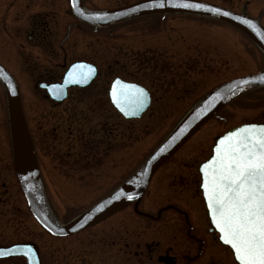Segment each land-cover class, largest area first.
I'll return each instance as SVG.
<instances>
[{
    "label": "rangeland",
    "instance_id": "obj_1",
    "mask_svg": "<svg viewBox=\"0 0 264 264\" xmlns=\"http://www.w3.org/2000/svg\"><path fill=\"white\" fill-rule=\"evenodd\" d=\"M137 1L83 0L85 6L99 9ZM12 2L0 0V64L17 79L25 116L32 122L29 126L34 125L46 147L44 158L52 160L51 165L46 161L39 169L47 201L60 224L80 216L124 185L207 94L264 69L263 52L243 32L222 21L160 14L96 29L75 20L68 0H25L33 3L30 15H50L58 43L68 37L69 26L77 24L79 28L72 27L66 46L77 48L76 57L91 56L102 66L95 88L76 91L64 106L52 108L34 82L28 77L25 80L15 68L16 59L9 56L13 48L26 55L32 45L23 37L13 48L8 46L10 34L3 29V8ZM17 25L13 23L14 31ZM116 77L139 83L152 93L151 108L141 120L124 121L105 101ZM101 86L105 89L99 92ZM66 117L71 121L65 122ZM56 119L62 125V140L71 135L68 126L74 130L75 125H86L81 151L65 155L66 159L62 156L61 165L59 156L48 153L50 125ZM36 123L42 124V133ZM246 123H264V88L245 93L225 106L161 169L137 205L138 211L152 217L138 215L133 205L77 236L56 239L28 212L15 166L7 94L0 84V246L34 243L42 264H163L157 258L170 248L177 264H236L231 252L210 233L201 194L197 196L192 187L189 193H185L186 188L182 192L180 178H187L192 185V179H198V165L211 155L214 140ZM161 212L162 218L154 220ZM189 233L204 242L195 241ZM0 264L26 262L14 259Z\"/></svg>",
    "mask_w": 264,
    "mask_h": 264
},
{
    "label": "water",
    "instance_id": "obj_2",
    "mask_svg": "<svg viewBox=\"0 0 264 264\" xmlns=\"http://www.w3.org/2000/svg\"><path fill=\"white\" fill-rule=\"evenodd\" d=\"M151 0H141L136 3L126 5L124 7H120L112 10H104V11H92L88 10L83 5V0H80V9L83 10V14H81L80 9L73 7L72 0H69L70 10L73 15L80 20L81 22L90 24V25H100L107 26L113 23H118L122 21H126L129 19H133L140 16L152 15V14H184V15H193L200 17H207L211 19L220 20L222 22L228 23L243 33H245L264 53V40L260 38V35L257 34V31L253 30L249 25L243 23L244 19L252 21L258 29L264 32V27L257 21L245 15H241L230 11L228 9L222 8L220 6L201 2L197 0H191V2L201 3L207 5L211 8H219L221 9V14H217L214 12H210L203 9H185L182 7H174L171 4H167L163 8H147L141 7V5L149 4ZM177 2H182V0H177ZM223 12H229L232 15L226 16L223 15ZM97 16L103 17V19H98ZM88 17H92L89 19ZM240 17L242 19H237ZM80 67H77V66ZM91 66L93 72L90 78L85 83H75L70 78L69 74L72 73L73 76H76L79 72L88 73L89 68ZM260 76H264V69L259 71L254 75L245 76L242 78L234 79L217 89L213 90L209 93L205 98H203L180 122V124L176 127V129L170 134V136L165 140V142L160 146V148L152 155V157L147 161V163L122 187L112 193L110 196L84 212L82 215L73 219L72 221L60 224L55 216L53 215L49 203L47 201V197L44 191V186L41 178V173L39 169V165L37 162V157L35 153L34 143L29 131V127L25 118L22 99L18 84L13 77V75L6 70L2 65H0V84L4 87L7 99H8V108H9V117H10V127H11V135H12V144H13V153L14 160L16 165L17 176L19 179L20 187L24 194V198L27 204V207L37 222V224L50 236L57 238H67L74 236L78 233L88 230L99 223L111 218L117 213L123 211L128 208L132 204H138L147 189L149 188L153 178L157 174V172L167 163L169 162L220 110H222L227 104L231 101L239 97L245 92L264 88V83L259 82L257 79ZM97 77V68L88 63H74L69 67L65 75L63 76V81L61 84L52 85L47 87L48 92L52 99L56 101H62L67 97V91L70 88H85L89 86ZM117 80H121L126 84L138 85L140 87L145 88L142 85L127 82L121 78H116L110 87L109 90V100L112 103L113 107L117 110V112L126 120H140L144 114L149 110L152 104V95L148 89H146L150 95V102L148 106L138 115V116H126L124 112L117 107L115 102L112 99V89ZM242 80H251L253 83L250 85L242 86L244 88L243 91L240 89H235L236 94L232 95L227 91L230 87L234 88L237 83ZM61 87L63 88V93L60 92ZM54 92L56 94H54ZM213 96H217V99L214 105L200 114L199 118L193 119L196 113L204 108L208 102L212 99ZM248 124H263V123H248ZM185 125H188L185 128ZM247 124H242L237 127H234L224 134L218 136L214 140V145L212 147L211 156L204 162H202L198 171L200 174V191L202 193L203 202L206 208L207 216L210 221L211 229L210 231L213 233L215 239L225 248L229 249L234 261L239 264V261L236 260L234 250L231 246L224 243V241L220 238V233L218 229L215 227V224L212 221L211 212L208 208L207 198L204 194L203 188V172L202 166L207 163L214 155V150L219 140L225 136L228 132L234 131L240 127H243ZM181 129H184L181 132ZM175 137V139H173ZM163 149V151H162ZM123 192L125 194L134 195V199H127L126 195H122L119 199H116L115 196L117 193ZM30 245L35 252L33 255L36 257V260L33 261L31 256H25L20 252H16L13 255L7 257H0L1 260L8 259H25L27 264H42L40 253L38 247L34 243H23V244H15L8 247H0L3 249L16 248L17 246H26ZM158 262L163 264H177V259L175 257H171L170 255L160 256L158 258Z\"/></svg>",
    "mask_w": 264,
    "mask_h": 264
},
{
    "label": "snow or ice",
    "instance_id": "obj_3",
    "mask_svg": "<svg viewBox=\"0 0 264 264\" xmlns=\"http://www.w3.org/2000/svg\"><path fill=\"white\" fill-rule=\"evenodd\" d=\"M72 2L74 8L80 9V0ZM166 3L174 7L203 9L221 14L219 8H211L191 0H151L149 4L141 7L163 8ZM80 11L83 14V10ZM222 14L232 15L229 12ZM97 18L103 19L101 16ZM243 23L257 31L264 40V32L252 21L244 19ZM88 68V73L79 72L76 76L70 73L69 76L75 83H85L93 72L91 66ZM257 79L264 83V76ZM251 83V80H242L227 91L235 95V89L243 91L242 86ZM60 92L63 93L62 87ZM112 99L126 116H138L148 106L150 95L143 87L117 80L112 89ZM216 99L217 96H213L193 119L199 118L201 113L209 110ZM187 127L188 125H185V128ZM183 131L184 129H181V132ZM202 172L204 194L212 221L221 234L220 238L234 250L239 264H264V124H247L228 132L219 140L213 157L202 166ZM122 195H126L130 200L135 198L134 195L123 192L117 193L115 198L119 199ZM16 252L36 260L33 255L35 250L30 245L0 248V257H7Z\"/></svg>",
    "mask_w": 264,
    "mask_h": 264
},
{
    "label": "flooded vegetation",
    "instance_id": "obj_4",
    "mask_svg": "<svg viewBox=\"0 0 264 264\" xmlns=\"http://www.w3.org/2000/svg\"><path fill=\"white\" fill-rule=\"evenodd\" d=\"M13 1L14 2L5 5L3 8V29L6 30V32H7L6 34H10L9 35L10 39L7 40V42H10L8 46H11L12 48H13V45L16 44L17 41H22L23 37H25L26 40H28L30 43H32L31 49L27 52L26 55L23 54V52H22L23 50H20V49L17 50L16 48H13V51H9V56L11 57V59L13 61H14V59H16L17 65L15 68H17L18 72L25 78V80L28 81V79H30V82L31 81L34 82L35 89L39 90V92L43 96L44 100L46 102H48L52 106V108H60V107L64 106L68 101H70L72 94L76 91H88L90 89L95 88V84L97 83V81L99 80V78L102 74L101 63H99L97 59H93L91 56H86L83 58L76 57L75 55H77V48L76 47L71 48L70 46H66V43L68 42L67 39L69 38V33H70L72 27L79 28V26L77 24H71L68 28V37L61 40V42L58 43V38H57L55 32H53L51 30V27H50L51 25L49 22V17H50L49 14H47L45 12H43V13L38 12V13H34V14L30 15V12H31L30 9L32 8L33 3L25 2V0H13ZM197 1L214 4V5L220 6L222 8L228 9L230 11H233L235 13L245 15L247 17L254 19V20H257L264 27V0H197ZM133 3H135V2H133ZM133 3H130V4H133ZM68 4H69V0H68ZM130 4H127V5H130ZM83 5H84V2H83ZM124 6H126V5H124ZM124 6H121V7H124ZM38 7L39 6L37 5V9H38ZM85 7L88 10H92V11H104V10H112V9L120 8V7H114V8H101V9H99V8H89L87 6H85ZM69 9H70V5H69ZM70 13L73 15L71 10H70ZM73 17L75 18V20L80 25L83 24V26L92 27V28H96V29H108L112 25L116 24V23H113V24L107 25V26L90 25V24L81 22L74 15H73ZM13 23L18 24L17 25V31L16 30L14 31ZM29 57L32 60H29ZM74 63H88V64L93 65L94 67L97 68V77L89 86H87L85 88L75 87V88L68 89L67 97L62 101H56V100L52 99L49 92H48L47 87L52 86V85L61 84L63 81V76L65 75V73L67 72L69 67L71 65H73ZM3 67L5 69H7L13 75L12 71L10 69H8L7 66L3 65ZM27 77H28V79H27ZM116 78H119V77H116ZM116 78H114L110 82V85H109L108 91H107V99L105 101H108V104L116 112L117 117H119V118L121 117L126 122L136 121V120L124 119L117 112V110L113 107L112 103L109 100V94L108 93H109L112 82ZM15 80L19 86V83H18L16 78H15ZM103 89H105V88H103V86H101L98 90L100 92ZM152 103H153V95H152ZM23 110H26L25 106H23ZM69 118L70 117H66L65 122H70L71 120ZM26 121H27L29 130H30V133H31L33 143H34L35 153H36L37 162H38L39 167L41 166V168H42V165L44 166L46 161L49 165H51L50 161H52V160L51 159L46 160L44 158V156L42 155V154H46V153H43V150L46 149V147H44L41 144L42 140L39 137H37V134L34 130V125L29 126V122L31 124H32V122L27 117H26ZM58 121L59 120L56 119V120H54L53 123L51 122L52 125H50L51 126V133H50L51 134V137H50L51 146H49L50 151L48 150L49 151L48 153H50V156H51V154H53L54 158H56L55 155L59 156V162H60L62 156H64L66 159L65 155L70 156L73 153H77V151H81V148H82L81 144L84 143L86 140V137H85L86 125H84L80 128H79V126L75 125L74 130H72L71 126H68L67 128H68V131L71 133V135L68 136L67 139L62 140L63 129H62V125ZM116 121L118 123V120H116ZM113 122H115V119L114 120L112 119V123ZM35 127H36V129H38V132H41V131L43 132V130H44L42 124L36 123ZM112 127L114 128V126H112ZM72 134H75V136L73 137ZM77 135H79V138ZM169 162H171V161H169ZM169 162L167 164H169ZM167 164H165V165H167ZM58 165H61V162ZM198 167H199V165H198ZM198 167H197L198 179H196L194 177L191 181L193 183L192 185L190 184V182L187 178L186 179H184L183 177L180 178L181 182L183 184V185H181V187H182L181 191L182 192H183V190H185L183 188H186L185 193H189L190 192L189 190H192V188H195V191L197 192L198 195L195 192H194V194H196L197 196H199L201 194L200 193V184L199 185L197 184V182L200 180ZM171 208H173V207L170 206V209ZM135 212H137L136 207H135ZM180 213H181V215H183V214H184V216L186 215V217L188 218L187 214H185L184 212H180ZM119 214L120 213L114 215L113 217H116ZM113 217L109 218L108 220L112 219ZM161 218H162V216L160 214L159 219L157 218L154 220H160ZM108 220H106V221H108ZM106 221H104V222H106ZM187 224L189 226V230L191 231L193 228L190 226L189 220H187ZM75 236H77V235H75ZM189 237L194 238L195 241L198 240V237L197 238L193 237L192 233H189ZM69 238H71V237H69ZM198 241H200V240H198ZM203 242L204 241H200L201 244ZM3 247H6L5 243H3ZM171 252H172V248H170L169 251H167L166 255L167 254L171 255Z\"/></svg>",
    "mask_w": 264,
    "mask_h": 264
}]
</instances>
